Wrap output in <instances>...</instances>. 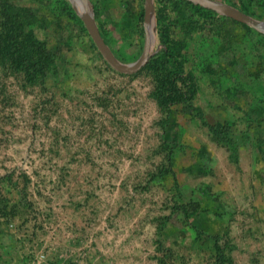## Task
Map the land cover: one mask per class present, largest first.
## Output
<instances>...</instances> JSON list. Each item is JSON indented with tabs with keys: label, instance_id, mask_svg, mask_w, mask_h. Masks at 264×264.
I'll use <instances>...</instances> for the list:
<instances>
[{
	"label": "rangeland",
	"instance_id": "rangeland-1",
	"mask_svg": "<svg viewBox=\"0 0 264 264\" xmlns=\"http://www.w3.org/2000/svg\"><path fill=\"white\" fill-rule=\"evenodd\" d=\"M91 1L114 56L136 61L145 0ZM213 1L264 24V0ZM4 3L53 56L34 83L0 60V264H219L217 246L264 264V33L215 11L185 36L193 108L174 106L163 129L149 72L113 68L54 0H0V16ZM153 14L154 54V0ZM197 108L231 124L235 158Z\"/></svg>",
	"mask_w": 264,
	"mask_h": 264
},
{
	"label": "trees",
	"instance_id": "trees-1",
	"mask_svg": "<svg viewBox=\"0 0 264 264\" xmlns=\"http://www.w3.org/2000/svg\"><path fill=\"white\" fill-rule=\"evenodd\" d=\"M54 1L61 13L83 26L82 20L75 13L68 0ZM89 2L92 3L91 0ZM172 2L179 3L178 9L181 5H186L191 11L189 16L180 15L176 11V5L171 4ZM240 6L239 9L246 14L257 13L248 5ZM93 8L97 13L96 6L93 5ZM154 11L157 49L141 71L146 70L153 77L154 90L152 95L158 107L165 114V118L161 122L162 128L165 129L174 106L184 104L193 108L191 101L195 94L194 84L192 77L184 70L187 62L184 52L187 43L185 36L205 27L208 22L216 18L217 13L188 0H154ZM98 28L106 44L110 46L111 42L99 24ZM137 35L140 39L144 37L142 26L139 27ZM46 48L45 44L38 39L33 17L25 12L24 8L9 3L1 5L0 60L7 63L13 70L20 72L27 83H34L44 75L45 65L53 56L52 52ZM112 52L119 60H124L113 49ZM196 114L201 119L202 124L206 125L220 142L229 147L232 158H235L237 143L232 137L231 124L226 122L207 123L198 108ZM252 143L256 150L264 156V141L253 137ZM165 145L167 146V143ZM168 159L170 160L171 156ZM165 170H162L160 174L164 175ZM217 250L219 264H233L218 246Z\"/></svg>",
	"mask_w": 264,
	"mask_h": 264
},
{
	"label": "water",
	"instance_id": "water-1",
	"mask_svg": "<svg viewBox=\"0 0 264 264\" xmlns=\"http://www.w3.org/2000/svg\"><path fill=\"white\" fill-rule=\"evenodd\" d=\"M74 9L80 15L83 23L95 43L98 50L101 52L105 60L117 71L123 73H134L139 71L149 60L153 54V47L155 44V31H154V14H153V0H145L144 6V44L140 57L131 63L125 64L119 61L113 54L111 48L104 41L98 26L95 23L92 10L90 8L89 0H70ZM196 4L210 8L224 16L232 18L241 23L247 24L264 33V24L253 19L249 15L232 8L228 5L217 3L213 0H190Z\"/></svg>",
	"mask_w": 264,
	"mask_h": 264
}]
</instances>
